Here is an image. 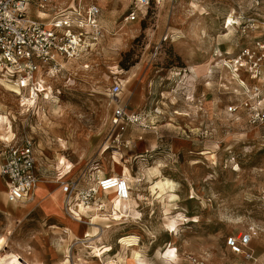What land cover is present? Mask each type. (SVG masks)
<instances>
[{
    "label": "rangeland",
    "instance_id": "1",
    "mask_svg": "<svg viewBox=\"0 0 264 264\" xmlns=\"http://www.w3.org/2000/svg\"><path fill=\"white\" fill-rule=\"evenodd\" d=\"M81 1L101 5L105 34L86 57L65 63L52 93L23 104L0 78V165L4 149L32 137L42 187L29 201L11 203L0 175V255L16 253L28 264H100L87 247L89 230L112 244L102 250L104 262L136 264L129 259L140 253L145 264H188L191 257L242 264L226 238L254 228L256 264H264V125L226 111L239 85L225 66L237 38L222 23L228 1L153 0L133 21L134 0ZM116 83L122 88L113 96ZM118 105L132 115L125 130L113 123ZM107 175L130 182L126 216L113 219L120 210L114 192L98 194L89 207L80 197L66 206L64 182L87 189ZM132 234L137 248L128 251L121 239ZM170 249L176 258L164 255Z\"/></svg>",
    "mask_w": 264,
    "mask_h": 264
},
{
    "label": "built area",
    "instance_id": "2",
    "mask_svg": "<svg viewBox=\"0 0 264 264\" xmlns=\"http://www.w3.org/2000/svg\"><path fill=\"white\" fill-rule=\"evenodd\" d=\"M54 0H0V78L14 91L23 104L37 102L52 93L51 81L62 72L65 63L80 60L99 45L105 34L102 8L98 2H78L68 8L53 6ZM157 3L166 0H155ZM172 5L181 0H167ZM206 2L212 0H196ZM229 8L223 27L237 38L236 50L225 59L226 67L239 81L234 89L238 97L226 111L246 116L250 125H264V0H226ZM153 0H134L127 19L146 15ZM45 15H50L49 18ZM122 85L112 87L113 96ZM29 110V108H28ZM131 114L121 105L115 108L113 123L126 129ZM264 140V135L261 137ZM0 175L6 185L7 199L24 203L34 195L40 183L38 153L35 140L26 136L18 145L4 149ZM69 206L80 197L83 205L102 193L114 192L127 200L131 186L122 175H107L96 184L81 189L77 181L64 182ZM254 228L229 235L226 246L230 252L244 258L242 264H256L252 246ZM188 264H207L204 259L191 257Z\"/></svg>",
    "mask_w": 264,
    "mask_h": 264
},
{
    "label": "bare ground",
    "instance_id": "3",
    "mask_svg": "<svg viewBox=\"0 0 264 264\" xmlns=\"http://www.w3.org/2000/svg\"><path fill=\"white\" fill-rule=\"evenodd\" d=\"M72 167H73V164H68L65 167L66 168L65 173L66 174L69 173L71 171V168ZM41 192H42V187L41 186H38L36 188V193L35 194H38L39 195ZM129 201H130L129 199H127V200H122V199H119V198L116 199L115 206L118 209H120V210H118L117 212H115L113 214V216H114L113 219L114 220H120V216H126V212L124 213V211L122 209H123V206H126V205L128 206L129 205L128 204ZM84 222H86V221H84ZM168 226L170 228H172V229L174 227L173 230H175L176 229V220L171 221ZM96 235L98 236L99 234H93L89 230H87L85 232L84 237H86V238L88 237V240H87V243H88L87 247L88 248H96L97 247L96 245H93L94 242L90 241V238L91 237H94ZM4 241H5L4 238H2L0 240V253L3 250ZM121 241L124 242L125 244H127L128 246H132V245H135L136 244L134 242V239L131 236L123 237L121 239ZM96 251H97V253L95 254V257H98V258L101 259V263L100 264H118L117 263V260H110L108 262L102 261L103 252L99 248ZM106 251H108V249ZM161 254H162V252H161ZM135 255L136 256L133 257V258H131V259H129V261L136 262V264H145L144 259H143L142 255L140 253H137ZM164 255H166L169 258H173V257L176 258V255L177 254H176V250L175 249H170L167 252H165ZM0 264H28V262L21 261L20 255H18L16 253H8V254H6L4 256H3V254L0 255Z\"/></svg>",
    "mask_w": 264,
    "mask_h": 264
},
{
    "label": "crops",
    "instance_id": "4",
    "mask_svg": "<svg viewBox=\"0 0 264 264\" xmlns=\"http://www.w3.org/2000/svg\"><path fill=\"white\" fill-rule=\"evenodd\" d=\"M247 0H245V2H246ZM247 3V2H246ZM227 10H228V8H226ZM227 12V11H226ZM226 12L224 13V15L226 14ZM223 15V16H224ZM223 23V22H222ZM232 32V31H231ZM239 41V40H238ZM237 39H235L234 41H233V43L235 44V48H236V44H237ZM39 186V184L37 185V187ZM36 187V188H37ZM35 193H36V189H35V191H34V195H35ZM34 195H33V197H34ZM9 201V200H8ZM10 202V201H9ZM12 203V202H11ZM25 203V202H24ZM18 204H22V203H18ZM100 207H101V205H100ZM94 234H96V233H94ZM131 237L134 239V242L136 243V241L138 240V237H136V235L135 234H132L131 235ZM88 238V237H87ZM99 240H100V237H99V235L97 236H94V237H91L90 238V241H92V242H94V244L93 245H96L97 247V249L99 248L101 251L103 250V249H105L106 248V250L108 249V251H104V252H109V250H111L110 248H111V243H109V242H103V243H99ZM122 242V241H121ZM120 242V243H121ZM137 244V243H136ZM132 245V246H127V250L129 251V250H135L136 248H137V245ZM95 248V249H96ZM96 249V250H97Z\"/></svg>",
    "mask_w": 264,
    "mask_h": 264
}]
</instances>
